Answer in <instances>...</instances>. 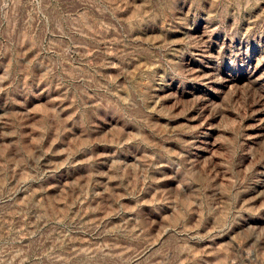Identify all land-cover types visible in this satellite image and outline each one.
Listing matches in <instances>:
<instances>
[{
    "label": "rangeland",
    "instance_id": "1",
    "mask_svg": "<svg viewBox=\"0 0 264 264\" xmlns=\"http://www.w3.org/2000/svg\"><path fill=\"white\" fill-rule=\"evenodd\" d=\"M0 264H264V0H0Z\"/></svg>",
    "mask_w": 264,
    "mask_h": 264
}]
</instances>
